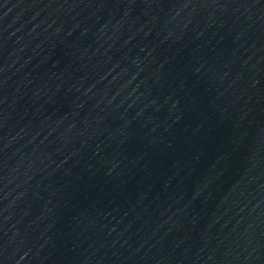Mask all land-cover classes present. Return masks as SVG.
I'll return each mask as SVG.
<instances>
[{
  "label": "water",
  "instance_id": "95a60500",
  "mask_svg": "<svg viewBox=\"0 0 264 264\" xmlns=\"http://www.w3.org/2000/svg\"><path fill=\"white\" fill-rule=\"evenodd\" d=\"M0 264H264V0H0Z\"/></svg>",
  "mask_w": 264,
  "mask_h": 264
}]
</instances>
